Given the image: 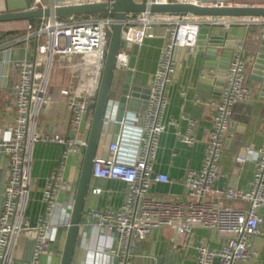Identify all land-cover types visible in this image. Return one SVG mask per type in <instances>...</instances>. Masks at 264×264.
<instances>
[{
	"label": "built area",
	"instance_id": "obj_1",
	"mask_svg": "<svg viewBox=\"0 0 264 264\" xmlns=\"http://www.w3.org/2000/svg\"><path fill=\"white\" fill-rule=\"evenodd\" d=\"M3 3L5 0H2ZM151 7L154 5H194L200 8H225L243 6L237 0L222 3L219 0H137ZM115 0H34L33 8L74 7L106 4L111 7ZM245 5V4H244ZM250 6V5H249ZM5 8V5H4ZM115 18L108 15L51 17L27 25L23 41L35 40L40 62L21 60L15 62L18 81L14 85L15 117L8 137L0 139V148L9 157L10 177L5 188V198L0 216V264H12L14 251L23 234L34 236L35 246L30 264H39L42 256H52V226L59 205V195L69 190L66 170L70 159L87 147L83 127H91L97 90L90 97L76 95L65 90L72 118L70 134L43 136L38 131L41 110L53 103L49 95L52 68L55 58L61 56H88L96 59L97 79L100 82ZM156 26L166 30V43L160 53L157 70L150 89L148 104L138 128L137 149L133 158L119 159L120 146L116 143L108 150L99 152L92 167V179L121 182L126 185V198L121 207L103 211H90L96 230H115L118 243L111 248L114 264H131L138 245L155 229L171 228L179 236L189 239L196 229L214 231L224 239L218 250L211 249L201 241L197 246L196 264H260V254L253 248V240L264 231L260 229L259 210L264 209V141L255 158L254 176L247 190L233 187L220 189L216 186L221 173V164L226 137L230 129L234 109L239 104L253 102V92L248 85L245 61L246 45H238L225 77L220 99L206 102L215 109L213 128L209 132L205 158L201 169L189 170L184 178L185 200L160 199L151 193L156 184H169L165 174L155 173V163L162 136L175 122L168 121L170 105L169 87L176 75L179 49L193 50L197 47L202 28L220 27L225 30L245 27L248 30L262 27L264 19L224 17H198L190 14H142L127 15L116 57L115 72L130 70L132 47L140 48L145 40L153 38ZM19 41V40H18ZM99 86V85H98ZM189 131L179 136V141L194 145L193 130L197 121L184 118ZM134 120V121H135ZM134 125V124H133ZM122 142V140H121ZM37 143L59 145L63 148L58 168L49 178L43 193L46 210L35 227L25 221V210L31 187L32 150ZM106 151V152H105ZM92 194L100 196L101 189ZM227 201L240 202L242 208H233Z\"/></svg>",
	"mask_w": 264,
	"mask_h": 264
},
{
	"label": "crops",
	"instance_id": "obj_2",
	"mask_svg": "<svg viewBox=\"0 0 264 264\" xmlns=\"http://www.w3.org/2000/svg\"><path fill=\"white\" fill-rule=\"evenodd\" d=\"M250 6H264L247 3ZM4 3L0 0V12H4ZM29 21L0 23V139L8 137L9 129L15 117L14 85L18 81V70L15 62L21 60L37 61L43 58L38 53V44L33 39L23 41L27 33ZM261 30L262 27H257ZM153 38L145 40L139 50L134 70L135 84L143 90L151 89L160 53L166 43V30L156 26ZM19 40V41H18ZM245 61L247 65L248 85L253 92L252 103L239 104L235 107L229 132L226 137L221 173L216 186L220 189L233 187L247 190L254 176L255 158L264 141V101L260 99V85L251 80L252 66L257 52L256 38L246 41ZM221 51L217 56L220 58ZM204 49L197 46L179 54V66L172 85L169 87L170 105L167 113L168 121L175 122L162 136L155 163V173L167 175L171 183L156 184L151 193L160 199L174 198L185 200L184 178L189 170L201 169L209 132L213 128L215 109L206 102L217 101L214 85L202 93L199 90L201 66ZM96 59L88 56H57L51 72L49 95L53 99L51 105L45 106L38 118V131L43 136L70 134L72 118L68 107L65 90H73L76 95L90 97L97 90L99 80L96 72ZM125 73V72H124ZM117 72L111 90L110 105L107 118H110L115 100L120 94L123 74ZM144 97L147 94L142 93ZM145 99V98H144ZM141 98V102H145ZM142 104V103H140ZM144 105H142L143 107ZM142 115V112L140 116ZM184 118L197 121L193 130L196 143L187 145L179 141V136L188 133V123ZM141 120L120 133V141L126 145L118 157L121 160L131 159L136 154L138 128ZM83 136L88 137L86 126ZM109 137V136H108ZM110 137L101 145V151L108 150ZM63 148L55 144L37 143L32 150L31 187L25 210V221L35 227L46 205L43 193L51 175L56 171L62 157ZM106 152V151H105ZM84 151L73 156L66 170L69 190L60 193L59 205L51 221L52 256H42L39 264H61L66 234L70 222L75 193L77 190ZM10 177L9 157L0 148V216L3 210L5 188ZM94 189H101L103 194L95 196ZM127 187L116 181L92 179L84 206L80 231L73 254L72 264H114L111 248L119 240L118 233L107 230H96L93 221L87 218L90 211H103L119 208L126 198ZM225 204L233 208H242L240 202L227 201ZM260 229L264 231V209L259 210ZM203 241L211 249L221 248L224 239L214 231L196 229L189 238L179 236L174 229H155L140 243L134 252L131 264H196L197 246ZM35 240L31 233L23 234L14 251L12 264H30ZM253 248L260 254L264 264V239L257 236L253 240ZM214 264H219L215 261Z\"/></svg>",
	"mask_w": 264,
	"mask_h": 264
},
{
	"label": "water",
	"instance_id": "obj_3",
	"mask_svg": "<svg viewBox=\"0 0 264 264\" xmlns=\"http://www.w3.org/2000/svg\"><path fill=\"white\" fill-rule=\"evenodd\" d=\"M213 2L216 0H202ZM222 3H233L234 0H219ZM34 0H5V10L0 12V23L35 20L38 27L42 19L51 17L66 18L71 16L108 15L115 18L110 42L100 77L91 127L87 137V147L84 150L80 178L75 193V199L71 210L70 222L67 229L65 245L61 257V264H72L76 247L84 206L87 199L90 182L92 180V167L95 157L100 152V147L105 139L110 137L111 143L120 144V133L134 124V120L140 117L148 104L150 91L143 90L135 84L134 70L136 67L140 47H132L130 70L123 74L121 91L114 102L110 118H107V110L110 105L111 90L115 80L116 57L121 46V38L124 22L129 14H190L198 17H224L243 19H264V6H230L225 8H200L194 5H147L137 0H115L111 7L106 4L83 5L74 7H60L55 10L49 8H33ZM256 38L257 52L252 66L251 80L260 85V99L264 101V31L253 28L233 27L223 29L220 27L202 28L199 33L197 46L204 49L203 64L199 81V90L205 93L213 85L216 98L220 99L224 81L228 72L234 49L246 41ZM221 51V56L217 54ZM186 51L179 49L180 53ZM179 60V58H178ZM142 93L147 94L144 97ZM145 98V102H141ZM142 103V104H140ZM142 105H144L142 107ZM129 130V129H128ZM109 136V137H108ZM123 148H121L122 150Z\"/></svg>",
	"mask_w": 264,
	"mask_h": 264
},
{
	"label": "rangeland",
	"instance_id": "obj_4",
	"mask_svg": "<svg viewBox=\"0 0 264 264\" xmlns=\"http://www.w3.org/2000/svg\"><path fill=\"white\" fill-rule=\"evenodd\" d=\"M239 4L253 3L258 5H264V0H237Z\"/></svg>",
	"mask_w": 264,
	"mask_h": 264
},
{
	"label": "trees",
	"instance_id": "obj_5",
	"mask_svg": "<svg viewBox=\"0 0 264 264\" xmlns=\"http://www.w3.org/2000/svg\"><path fill=\"white\" fill-rule=\"evenodd\" d=\"M111 16L114 17L113 15H111ZM29 22L32 23V24H35L36 23L35 20H30Z\"/></svg>",
	"mask_w": 264,
	"mask_h": 264
}]
</instances>
